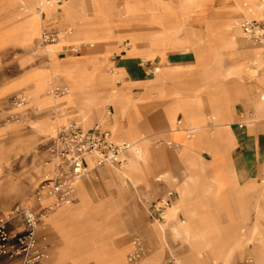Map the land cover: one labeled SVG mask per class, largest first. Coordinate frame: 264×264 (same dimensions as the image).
Listing matches in <instances>:
<instances>
[{
  "label": "crops",
  "instance_id": "obj_1",
  "mask_svg": "<svg viewBox=\"0 0 264 264\" xmlns=\"http://www.w3.org/2000/svg\"><path fill=\"white\" fill-rule=\"evenodd\" d=\"M20 5L27 6L32 11L31 15L36 11V0H25V3L0 0V49L33 42L37 37L34 24L39 30L48 23V28L56 31L58 27L74 24L77 33L66 34L50 44L57 53L56 57H66L73 41L83 38L84 31L98 22L94 18V11L89 14L81 9L85 7L84 0L78 6L72 1L58 5L59 9L51 14L55 15L54 20L47 17L46 10L36 21L30 19L31 15L15 19L22 9ZM19 23L18 31H13ZM146 52L136 46L132 54L126 52L116 59L125 85L112 99L113 113L108 117V122L120 136L114 135L117 140L134 138L146 141L145 137L148 136L160 143L167 141L168 147L179 150L182 166L174 161H168L165 166L157 160L158 164L162 163L158 169L167 168L168 180L162 182L160 177L155 179L156 197L172 190L174 196L170 207L178 205L182 199L177 212L166 217L165 226L169 234L174 236L171 227H179L181 221L189 223L192 230L191 241L178 237L184 246L183 253L178 255L177 248L174 254L188 264H208L211 261L212 264H223L213 262L222 261L223 258L230 260V264H264V182H260L264 179V77L260 82L249 81L237 69L234 71L237 74L234 81L217 83L218 87L207 90L202 78L206 71L199 63L198 70L184 69L195 62L194 54L173 51L163 53L161 57L155 53L150 59L144 57ZM154 63L162 69H175L163 70L160 75H155L152 69ZM195 74H198L199 81L192 80ZM18 82L11 81L1 87L0 95L10 94L18 87ZM79 98V94L75 93L71 100L80 103ZM38 104L44 107L50 102L39 101ZM247 109L253 114L254 111L258 112L261 118L255 120L251 127L245 125L239 128L237 123L240 115L244 114L241 111ZM208 111L217 112L219 117L214 134H209L205 127ZM236 115L238 117L234 123ZM187 128L194 129L192 137H186ZM144 133L146 136H142ZM160 153L157 150L153 155L159 158ZM195 161L205 166H190ZM169 184L175 189L168 188ZM203 191L208 194L204 195ZM115 213L109 214L108 221H118L116 231L120 234L123 221L120 214ZM79 218L78 215L68 216L64 211L54 212L47 217L59 232L45 234L52 245L47 249L48 256L40 264H127V246L123 245L121 238L109 246L97 245L102 257H92L94 252L91 253V246L85 250L83 243L84 239L94 237L93 233L88 231L85 235L78 225L64 229L66 222H78ZM201 228L205 233L194 238ZM60 237L62 242L57 246L56 241ZM150 238L149 251L139 264H160L166 258L168 245L160 241L157 227H151ZM42 241H37V244L42 245ZM205 242L209 244L202 245Z\"/></svg>",
  "mask_w": 264,
  "mask_h": 264
},
{
  "label": "rangeland",
  "instance_id": "obj_2",
  "mask_svg": "<svg viewBox=\"0 0 264 264\" xmlns=\"http://www.w3.org/2000/svg\"><path fill=\"white\" fill-rule=\"evenodd\" d=\"M116 9L124 8V0H113ZM145 5L138 14L129 16L125 20H119L115 17L111 20V28L113 37L108 39L84 40L78 38L71 45H79L80 43L87 44L85 49L78 53L68 52L66 57L61 55L56 57L55 52L51 54L48 48L50 45H43L40 42V32L43 28H48V23L39 29L36 39L28 45L9 46L0 49V88L11 81H21L27 75L38 70H49L50 64L54 59L59 64H67L71 62H79L84 65V69L88 72H96V68L101 67V70L113 77L112 84L107 87L110 94L115 96L121 91V87L125 85L120 69L116 66V59L120 55L125 54L123 48L128 47L127 44L137 46L145 51L153 50L152 41L160 38L163 43H166L168 36H176L178 38L198 36L200 42L195 46H181L170 48L169 45L164 48V53L173 51L189 52L194 54L195 62L185 67L184 69L198 70L197 50L205 49L209 56L205 57L202 68L206 71L204 78L205 87L207 90L218 87L217 83L234 81L235 70H240L249 81L260 82L261 77H264V51L263 49L253 44L247 39L239 28V23L243 19L259 20L261 18H251L246 16L247 9L251 3L247 0H143ZM256 3H262L264 0H254ZM20 2V1H18ZM64 2V1H63ZM62 2V3H63ZM151 2H157L156 6L152 7ZM189 13H185L183 6L190 3ZM25 3V1H24ZM61 3V4H62ZM20 4V3H19ZM64 4V3H63ZM83 10L91 14L93 7L90 0H84ZM60 5V4H58ZM53 5V8L47 9V17L55 19L53 11L59 9L60 6ZM165 5L168 6L171 17L174 20L164 21L167 17L165 13ZM37 6V3H36ZM22 8L15 19H22L32 14V11L25 5H20ZM37 11V8L35 9ZM80 10V9H79ZM207 12L205 17L200 13ZM35 12V11H34ZM44 12V10H43ZM184 12V13H183ZM163 18V20H162ZM122 19V18H121ZM125 19V17H124ZM234 21V49L228 50L219 46L218 41L209 40L207 37V22L212 23L213 27H219L224 20ZM59 37L66 34H75L76 26L74 24L66 25L63 28L58 27ZM91 45V46H90ZM69 48V47H68ZM130 46L127 48L129 49ZM215 53V55H214ZM55 54V57H53ZM53 55V56H52ZM91 56V57H86ZM53 57V58H51ZM193 57V56H192ZM152 69L158 66L152 64ZM175 68H161L160 71L174 70ZM160 73V72H158ZM157 73H155L156 75ZM193 75V73H192ZM192 77V80L199 81L198 74ZM49 83L54 85H62L67 88V92L61 95H56L54 92L49 93L50 85H46L44 95L52 98L49 105L42 107L34 99V83L26 81L18 85L17 88L9 94L0 95V211L3 215L8 214L16 206L35 207L36 210L44 207L52 202L53 197L47 196L40 201V206L35 204V192L39 185L46 179L53 176L52 171L47 172V167L53 166L49 146L51 137L58 125L69 121L80 122L83 127H90L95 123H101L109 128L113 135H117L116 131L108 122V117L113 113L112 99L102 98L99 96L105 95L106 92L102 85L93 83L88 91L95 98H91L82 103L70 101L68 99V91H72L69 83L62 74L49 78ZM258 85L257 83H255ZM76 94L77 91H76ZM54 95L55 97H53ZM15 97H20L15 101ZM98 97V98H96ZM248 115L249 110L241 111ZM252 113V112H251ZM250 113V114H251ZM238 115L234 117V123ZM261 117L258 112L247 116L246 125L251 127L255 120ZM205 127L209 134H214L216 125L219 123L217 112L208 111L206 113ZM31 134V135H30ZM142 136H146L144 133ZM118 138L120 136L117 135ZM148 148L147 158L143 162L141 160L142 170L139 173L132 169H128L130 161L115 165H104L96 168L90 174L75 183L76 199L65 205L57 207L55 210L49 211L48 216L57 211H64L68 216L78 215L80 220L68 221L67 227L79 226L81 231L87 235L89 226L99 223L98 237L100 246H109L111 242L121 238L123 245L127 246L126 254L132 248V239L134 236H140L145 248L144 255L149 251L148 240L151 239V227L164 226V231H160V241L167 244L168 251L166 252L165 260L160 263L171 264H188L181 260L183 253V243L175 236L169 234L165 226L167 219L163 223L153 222L147 212V205L157 195L155 180L160 177L161 181L168 180L167 168L158 169L162 165H167L168 161L180 163L182 166V158L179 155V150L175 147H168V142L163 143L153 141L146 136ZM167 140V139H166ZM157 150L161 151L160 157L157 158L153 154ZM162 161V163H157ZM190 166L204 167V163L197 161L191 163ZM208 166V165H206ZM162 167V166H161ZM164 171L165 174L159 173ZM186 177V175H185ZM260 182H264L261 179ZM79 186V190H78ZM168 188L175 189L172 184ZM204 195L208 194L203 191ZM205 198V197H204ZM86 201V204L93 209L88 212V208L82 209L81 202ZM67 207L73 208V212L68 213ZM66 209V210H65ZM116 211V215L120 214L123 225L121 232L116 231L118 221H107L104 225L103 220L106 214ZM178 214H181L179 212ZM69 218V217H68ZM67 218V219H68ZM166 218V216H165ZM183 219V217H181ZM21 218L10 222V229L15 232L22 225ZM102 223V224H100ZM153 223V224H151ZM15 224L17 228H14ZM160 224V225H159ZM69 225V227H68ZM59 232L57 227L52 226L48 219H42L36 228V239L43 240L42 243L52 245L46 238L45 234ZM44 238V239H43ZM61 239V241H60ZM62 238H57L56 245L59 246ZM87 240L84 239L83 248L87 249ZM188 246V245H186ZM179 249V254H174L176 249ZM143 255V256H144ZM127 260V259H126ZM5 261V260H4ZM3 261V262H4ZM127 262V261H126ZM213 262H221L215 260ZM128 264V263H127ZM208 264H212V261Z\"/></svg>",
  "mask_w": 264,
  "mask_h": 264
},
{
  "label": "built area",
  "instance_id": "obj_3",
  "mask_svg": "<svg viewBox=\"0 0 264 264\" xmlns=\"http://www.w3.org/2000/svg\"><path fill=\"white\" fill-rule=\"evenodd\" d=\"M63 1L65 0H38L36 8L42 15L45 5H58ZM239 28L247 39L264 51V16L259 20L243 19L239 23ZM39 38L43 45H50L58 40L59 33L52 28H43ZM86 47L87 44L80 43L69 46V50L78 53ZM52 92L61 95L67 92V88L54 85ZM14 99L16 101L20 97ZM245 116L240 115L237 123L239 128L246 125ZM54 132L49 146L53 176L45 179L37 188L35 204L40 206V201L47 196L53 197V200L38 210L35 207L19 205L6 215L0 211V264L6 261H11L12 264H40L48 256L49 244H37L36 228L39 222L48 217L49 211L76 199V181L100 166L126 162L125 153L132 148V143L128 140L115 139L112 131L101 123L83 127L80 122L69 121L58 125ZM193 134L194 129H186L187 138L192 137ZM173 196V191L167 190L148 203L147 212L153 222L163 223L166 220V209L172 204ZM18 217L21 218L22 225L17 228L18 225L12 224L18 230L13 232L9 227L10 222ZM131 243L132 248L127 254V263L139 264L145 253L143 241L140 236H134Z\"/></svg>",
  "mask_w": 264,
  "mask_h": 264
},
{
  "label": "bare ground",
  "instance_id": "obj_4",
  "mask_svg": "<svg viewBox=\"0 0 264 264\" xmlns=\"http://www.w3.org/2000/svg\"><path fill=\"white\" fill-rule=\"evenodd\" d=\"M16 1H20L22 3H24L25 0H16ZM74 2L77 6L81 5L83 3V0H66L64 1V5L67 2ZM92 7H93V11H94V18L98 21L97 23H95L96 26L93 27H89L86 31H84V37L82 39L84 40H98V39H108V38H112L113 37V32H112V28H111V20L115 17H119V20L124 22H127L126 18H128L129 16H134L136 14H138V12L140 10L143 9L145 3L143 0H124V8L122 10L120 9H116L115 8V4L113 0H90ZM193 1V0H192ZM251 3V6L247 9L246 11V16L247 17H251V18H261L263 13H264V2L262 3H256L254 0H247ZM36 3H38V0H36ZM157 2H151L152 7L156 6ZM191 5V2L186 4L185 6H183V10L185 11V13H189V7ZM146 6V5H145ZM53 5H45L43 7L44 10L53 8ZM155 8V7H154ZM165 13H167V18L164 19V21L168 22V20H174V16L171 17L169 14L170 10L168 8V6L165 5ZM184 13V12H183ZM40 15V12L35 11V13L33 15L30 16L31 20L36 21L38 19ZM200 15L202 17H205L207 15V12L202 11V13H200ZM125 17V19H124ZM122 18V19H121ZM163 20V18H162ZM212 23L207 22V27L206 29L207 31V37L209 38V40L212 41H218L220 44V47H223L224 49H228V50H232L234 49L235 43L234 42V32H233V28L235 27L234 21L232 20H224L222 22L221 25H219V27H213V25H211ZM20 23L16 24L15 28H13V31H18L19 27H20ZM34 28V33L38 34V26H36V24H34L33 26ZM28 36V35H27ZM58 40H60V37L58 38ZM57 40V41H58ZM200 37L198 36H193L192 37H184V38H178L176 36H168V40L166 43H163V40L160 38H157L156 40L152 41V45H154L155 49H151L148 50L146 52V54L144 55L145 58H150L152 59L155 55V53H158L159 55H161V57L163 56L164 53V48L167 47L169 45L170 48H176V47H181V46H195L196 44H198V42H200ZM127 46L130 48L127 49L128 47L123 48L125 51H127L128 54H132L134 52L135 46L133 45H129L127 44ZM49 52H51V54L54 52L52 46H50L48 48ZM215 55V53H214ZM53 56V55H52ZM208 51H206L205 49L203 50H197V60L198 63L200 64V66H203L204 61H205V57H208ZM53 58V57H51ZM96 72H88L84 69V65H81L79 62H71V63H67V64H59L58 62H56L54 59L52 60L49 70L45 71V70H38L33 72L28 78H25L24 80H21L18 82L17 85L23 84L26 81H32L34 83V91H35V95H34V99L37 101V103H39V101L41 102H51L52 98H50L48 95H44V91H46V85L48 86V84L50 85V89H47L49 91V93L52 92V86L49 83V78H51L53 75L57 76L59 73L62 74L64 76V78L67 80V82L69 83V86L71 88V92L68 91L70 94H68V99L70 101L73 102V100H71L73 98V95L76 93L79 94V100L80 103L85 102L87 100H90L91 98H95V96L90 93L88 91L89 87L93 84V83H97L102 85L103 89L106 91L104 92L105 95L103 94L102 96L96 97L98 98L99 101L102 100V98H105V96L107 98H111L115 97L114 94H110L107 90V87L112 84V79L113 77L110 75L105 74L102 70L101 67L96 68ZM161 68L159 66H156L154 68V72L157 73V75H160L158 72H160ZM53 97H55L54 95H52ZM264 97V95H263ZM173 129H174V125H173ZM130 143H132V148L127 151L125 153V157L127 159V162L130 161L129 166H127L128 169H132L134 171H137L136 173H140L141 170L143 169L141 166V160H143V162L146 160L147 158V153H148V148H147V143L146 141L143 140H137L134 138H128L127 139ZM53 166H49L47 167V172L48 171H52ZM48 175H50V173L47 175H45L46 179L48 178ZM78 190H79V186H78ZM182 195V192H181ZM83 202H81V207L82 209H86L88 208V212H90V210H92L93 208L90 207V205L88 206V204H86V201L82 200ZM182 199L180 198L178 205L181 203ZM178 205H173L169 208L166 209V213L165 216L169 217V216H173L176 212H177V206ZM66 206V205H65ZM67 209V210H66ZM65 210L68 211V213L73 212V208L71 207H67ZM109 219V215L106 214V216L104 217L103 220V224L105 225L107 223ZM102 224V223H100ZM160 225V224H159ZM90 228L88 229L89 232L93 233L92 235H94V237L90 236L87 239V246H91V253L92 251L94 252L92 254V257L96 258V259H101L102 255L100 254V251L98 250V247H96L97 245H99V240L96 239L95 237H98V231L99 229V223H94L92 225L89 226ZM164 226H159V229H161L160 231H164L163 229ZM190 225L189 223H187L186 221H181L179 223V227L173 226L171 227V233L175 236V237H181L186 241H191V233L192 230L191 228H189ZM99 229V230H98ZM198 230V229H196ZM21 231V229L19 230ZM204 229L201 228L200 232L196 233V237H198V235L202 236L204 234ZM185 234V237H183V235ZM193 234H195L193 232ZM200 236V237H201ZM193 238V239H194ZM209 242H205L202 245L206 246L208 245ZM234 245V244H232ZM231 245V246H232ZM89 251V252H90ZM223 264H230L231 261L223 258L222 259ZM175 263V262H172Z\"/></svg>",
  "mask_w": 264,
  "mask_h": 264
}]
</instances>
